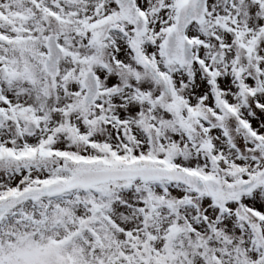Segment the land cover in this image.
Masks as SVG:
<instances>
[{"label":"snow or ice","instance_id":"snow-or-ice-1","mask_svg":"<svg viewBox=\"0 0 264 264\" xmlns=\"http://www.w3.org/2000/svg\"><path fill=\"white\" fill-rule=\"evenodd\" d=\"M0 264H264V0H0Z\"/></svg>","mask_w":264,"mask_h":264}]
</instances>
